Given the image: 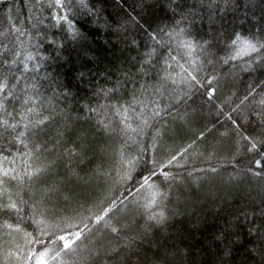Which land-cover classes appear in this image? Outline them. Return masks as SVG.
Returning <instances> with one entry per match:
<instances>
[{
	"label": "trees",
	"instance_id": "1",
	"mask_svg": "<svg viewBox=\"0 0 264 264\" xmlns=\"http://www.w3.org/2000/svg\"><path fill=\"white\" fill-rule=\"evenodd\" d=\"M192 4L0 0V83L2 95L12 94L5 108L15 104L16 119L25 117L20 130L29 118L54 116L53 134L62 141L35 161L40 167L55 160L57 167L47 184L20 193L39 211L10 221L19 231L5 235L0 264H94L90 253L110 227L134 235L129 229L161 213L167 222L158 230L153 224L159 249L151 264H264V245L247 228L233 236L242 210L264 212V164L257 163L264 161V123L244 100L264 81V37L257 32L264 0H244L239 11L219 0L223 12L210 10L209 0ZM188 12L177 26L174 13ZM233 30L240 34L235 45L204 44ZM133 79L141 104L118 111L127 107ZM156 108L163 118L152 116ZM125 117L130 127L121 124ZM4 143V167H18L22 146ZM49 188L59 196L45 202ZM81 231L86 239L78 241Z\"/></svg>",
	"mask_w": 264,
	"mask_h": 264
},
{
	"label": "snow or ice",
	"instance_id": "2",
	"mask_svg": "<svg viewBox=\"0 0 264 264\" xmlns=\"http://www.w3.org/2000/svg\"><path fill=\"white\" fill-rule=\"evenodd\" d=\"M57 2H59V0H57ZM200 2L202 3V0H200ZM223 2L225 7L231 4L234 5L235 10L239 11L244 0H223ZM211 5H215V8H211L210 10L224 11V9L219 8V0H209V6ZM196 6V0H193L192 7ZM191 15H193L192 12H188L187 15L183 16H180L179 13H174L173 19L175 24L179 26ZM176 16H179V19H176ZM215 27L216 25L213 22L212 28L215 29ZM183 31V29H180V32ZM257 32L261 37H264V24L259 26ZM253 38L257 39L255 34ZM239 39L240 34L235 32V30H233L232 33H224L221 31L220 35L214 34V42L205 40L204 44L209 48L214 46L217 50H221L228 40H231L232 44L235 45ZM259 49H264V43L259 44ZM259 49H257L255 45H252L250 50L259 51ZM260 62L264 64V57L260 58ZM144 76L148 79H152L148 73H144ZM161 79L164 78L162 77ZM129 83L133 85V87L126 93V95L130 97V99L126 101L127 107L121 105L120 109H118V111L122 109L125 113H127L129 109H133L141 104L137 89L134 87L138 81L133 79L129 81ZM5 87L6 85L0 83V247H2L5 242V235H11L19 231L18 227L10 223L13 218L19 222L23 219L27 211H39V205L34 199L25 200L20 193L24 192L26 195L28 189H31L34 185L48 183V173L51 168L57 167V161L53 160L50 164L40 167L36 166L35 161L41 154L47 153L50 155L56 152L57 145L62 143L60 139L61 134L59 132L53 134V128L55 127L53 123L55 120L54 116L42 115V118L35 120L29 118L28 122L24 124L23 130H20L19 125L25 117L21 116L20 120L16 119L17 115H20V113L15 108V104H13L12 111L6 110L5 103H12L10 99L12 94L9 93L8 96L2 95ZM140 88L145 92L148 90L145 84H140ZM262 88H264V81L259 85L250 86L244 100L251 101L250 107L252 111L256 112L257 118L264 123V92H261ZM154 90L158 94L163 95L159 88ZM215 91L216 89H211L209 95L211 96ZM67 95L69 94L65 93L66 97ZM16 102H19L18 99ZM25 103H27V101H25ZM147 107L148 105L145 104L144 108ZM33 112H35L34 107L27 108V113ZM163 113V109L156 108L153 110L152 116L163 118ZM126 121L127 117H125V120L121 121V124L130 127V124H127ZM145 124H147V121H145ZM133 131L135 130L133 129ZM5 140L9 142L8 147H15L17 144L22 146L23 151L20 153V164L18 167H4V165L8 163V158L4 155L6 147L4 143ZM49 145H51L50 148ZM254 148L255 144L252 146V149ZM252 149H249V151ZM175 159L176 157L173 156L169 163L171 164ZM257 163L264 164V161H257ZM211 171L215 172V169H211ZM256 174L259 175L260 173ZM153 175H155V173H153ZM165 175H167V173H165ZM52 196H59V190L53 188L45 190L44 201L46 202L47 198ZM67 199L68 197H65V200ZM153 203H155V201H153ZM97 219L98 221H102L103 217H98ZM257 219L264 220V212L261 213L260 217H257L255 214L249 216L247 211L242 210L240 215L236 218V227L238 230L233 233V236L238 238L240 235L239 229L247 228L248 236L255 238L259 245H264V223L258 225ZM147 221L148 222L143 226L137 224L132 229H129L135 232L134 235L125 234L121 236V228L110 227L108 229L110 235L107 237H99L96 242L98 246L90 253L93 257L94 264H100L101 260L109 262V264H151L150 256H155L156 251L159 249L158 241L155 239L153 224H155L158 230L165 225L167 217L161 213L159 219H157L156 216H149ZM124 231L126 232L128 230ZM76 239L79 241L81 239H86V237L81 231L76 233ZM64 240L65 236L61 235L58 237V241ZM29 243H32V241H29ZM71 249L72 245L70 243L63 244L62 251L69 256L72 255Z\"/></svg>",
	"mask_w": 264,
	"mask_h": 264
}]
</instances>
